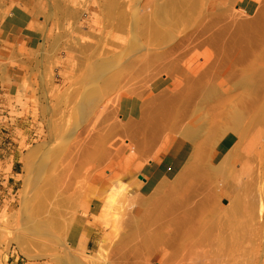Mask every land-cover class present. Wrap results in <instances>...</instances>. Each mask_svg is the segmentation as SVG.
Segmentation results:
<instances>
[{"label": "bare ground", "instance_id": "obj_1", "mask_svg": "<svg viewBox=\"0 0 264 264\" xmlns=\"http://www.w3.org/2000/svg\"><path fill=\"white\" fill-rule=\"evenodd\" d=\"M11 1H20L23 9H16V14L4 13L0 34L4 31L8 36H25L21 44L33 38L32 55L47 41L46 30L34 27V16L42 15L47 23L59 13L61 17L48 31L57 33L52 49L58 50L64 39V55L74 54L78 71L86 70L88 78H66L68 87L55 97L63 107L60 120L67 117L71 107L74 114H88L100 102L104 90L102 111L111 108L123 112V120H141L142 137L146 139L141 144L134 137L126 138L123 132L106 136L96 131L92 135L83 129L72 141V129L68 133L61 122H47L45 127L38 124L41 128L36 127L34 132L44 141L22 160V170L30 175L32 188L30 191L28 184L20 192L15 218L22 232L14 236L16 248L27 258L23 251L27 244L52 252V264H92V256H72L68 237L54 233H85L87 229L81 224L87 222L90 213L79 202V216L66 212L72 195L62 188L68 173L62 170L61 161L66 154L84 157L91 153L93 171L84 170L74 181L73 195L78 199L82 189L91 188L90 183L105 184L107 152L120 155L137 151L156 156V162L170 154L176 157L175 168L179 170L171 176L172 184L166 190L168 179L161 177L164 172L158 163L147 168L146 173L151 174L148 177L129 172L135 178H131L134 188L128 194L139 197L142 205L134 217L138 223L132 264L249 261L256 250L257 236L264 231V161L258 162L259 171L252 176L251 156L252 147L264 136V17L254 30L247 26L249 22H237V12L231 9L221 12L217 20L216 6L220 5L213 0L206 4L202 0H138L135 5L105 0L102 8L108 22L98 28V36L118 35L117 39L124 42L108 38L107 45L98 46L74 33L95 37L93 32L84 33L75 26L86 16L85 4L75 2V7H70L71 0H46V5L44 0H26V4L36 1V11L32 12L23 7L24 0ZM69 19L73 23L68 28ZM198 21L197 29L177 38L184 24ZM61 58L59 53L51 55V64H59ZM0 67L3 70V65ZM58 69L48 80L51 87L55 77L65 79ZM15 91L18 100H26L31 108L34 103L39 107L35 90L20 87ZM38 92L47 98L46 93ZM35 149L40 150V156L29 165ZM47 164L51 169L57 167L54 173L46 172ZM253 185L258 200H245L243 194L248 195ZM223 198L229 201L225 206L220 203ZM101 203L102 219L109 205L105 200ZM146 204L152 205V211L143 209ZM243 230L246 233L240 236ZM91 235L84 245L87 249L94 238ZM58 248L66 253L64 258Z\"/></svg>", "mask_w": 264, "mask_h": 264}, {"label": "rangeland", "instance_id": "obj_2", "mask_svg": "<svg viewBox=\"0 0 264 264\" xmlns=\"http://www.w3.org/2000/svg\"><path fill=\"white\" fill-rule=\"evenodd\" d=\"M51 1L54 3L53 0ZM202 1L204 4L207 3V0ZM213 1H216L220 5L216 6L217 13H219L217 20L222 17L221 12H224L226 9H231L232 12H237V22H249L250 25L247 26L250 29L255 27L254 30H256L261 22V17H264L263 13L258 14L259 11H264V0ZM23 2L26 4V0L21 1V3ZM75 2L87 6L85 16L87 19L84 17L79 21L75 25L76 29L81 28L84 33L91 31L95 37L90 38L76 31L74 33L77 36L85 39L86 42L88 41L98 46H104L108 42V38L113 39V42H124L120 38L117 39L116 36L118 35H103L104 37L102 39L98 36V31L108 22V19L105 18L106 12L102 8L105 0H71L68 6L75 7ZM119 2L127 5H135L138 3V0H119ZM18 3L20 1H0V23H4V19L2 18L4 13L11 12V14H16V9L22 11L23 8ZM44 3L46 5V0H44ZM35 5L36 1L26 4L23 7L33 12L36 11L34 10ZM60 17L61 15L56 13L55 18L46 23L43 21L42 15L34 16V27L43 32L46 30L47 41L42 47L35 50L32 55L30 53L32 51L31 47L33 44L31 42H33V38H30L29 42L24 41L21 44V41L25 40V36L20 37L16 33L9 34L8 36L6 33L4 35V31L0 34V64L3 65V70H1L2 66L0 67V264H52L51 257L54 253L49 251L44 252V250L35 245L27 244L23 249L29 255V258H27L16 248L13 241L14 236L18 233L20 235L22 232V228L20 230V226L17 225L15 218L16 211L20 207V192L26 187L28 188V184L30 191L32 188V182L29 183L28 181L30 175L22 170V160L28 151L44 141L43 138H39L36 132H34L36 127H45L47 122L56 123L57 125L61 122L62 126L66 129L65 131L68 133L72 129V141L78 135L81 136L80 132L86 129L92 135H96V131H99L101 134H106V136L110 133L121 134L123 132L126 138L134 137L139 140V143H146V139L142 137L141 120H123V112H114L115 110L111 108L102 111L104 104L101 106V102L106 99L104 90H102L100 102L96 103L88 114L85 116L80 115L79 112H75L74 114L73 107H71L66 114L67 117L64 120H60L59 112L63 107L57 104L58 101L55 97L63 93L65 88L68 87L66 86V82L68 81L66 78H72L70 77L72 75L74 77L71 81L81 80L85 77L88 78L84 68L80 72L78 71V60H75L74 54L68 53V55H64V39L61 40L58 50L52 49V43L57 33H48V31L54 25L55 19ZM257 17L260 18L257 19ZM11 18L12 15L8 16V19ZM15 22L16 24L19 23L18 20H15ZM68 22L69 25L67 27L69 28L73 20L69 19ZM199 25V21L184 24L181 27L182 33L177 38L180 39L182 34L194 31ZM255 40H258L257 36ZM173 43H175V40L171 44ZM58 53L62 57L59 61L60 63L51 64V55H57ZM58 68L64 72L65 79L63 81V78L55 77L54 85L51 87L48 80L52 75L57 73ZM7 78L10 80L9 83L6 82ZM20 87H24L27 90H35L40 108L37 106V103H34L31 108L26 100H18L15 90H18ZM38 91L46 93L47 98L42 97ZM231 95L236 96L238 94ZM40 117H44V121ZM138 135L139 137H137ZM39 151L34 150V153L29 157V165L33 164L37 157L40 156ZM90 154L84 157L66 154L61 161L62 170L68 173L66 176L69 175V184L66 186L65 176L62 182L64 183L62 188L66 189L67 195H72L66 204V212L73 213L77 217L82 211H79V209L77 211L76 203L79 202V205H84L90 213L87 216V222L81 224V226L86 227L87 231L82 234L77 231H71V236L68 232L58 231L54 233L58 237H68V248L72 256L76 255L80 257L83 253L86 256H92V264H132L134 261L133 251L136 241L135 228L138 223L134 217H136L137 209L142 205L141 200L138 199L139 197H135L134 195L132 197L130 193L128 194L134 188L131 178H135L129 172L146 175L148 177L151 174L146 173L147 168L154 165V162L158 163L161 166L160 169L164 172L161 177L168 179L165 187L166 190L168 189V185L172 184L171 176L179 170L175 168L177 162L176 157L169 154L156 162V156L154 157L152 154L146 152H122L120 155H114L112 151L107 152L104 162H109V165L104 167L105 184L102 186V184L90 183L91 188H86L88 190L82 189V195L76 199L73 195L74 181L80 178L84 170L88 169L89 171H93L95 166V162ZM251 156H253L252 166L254 167L252 176H256V172L259 171L258 162L262 161L263 163L264 161V136L259 138V144L257 146L252 147ZM45 169L48 174H51L55 172L57 167L51 169L50 165L47 164ZM261 170V184L264 189V168ZM240 187H242L241 182H239ZM243 195L245 200H258L255 185L251 187L248 195L245 193ZM103 200L107 202L109 208L107 214L101 219L100 210L101 205H103L101 201ZM220 203L225 206L229 201L227 198H223ZM143 209L147 212L152 211V205L146 204ZM22 222L25 226L23 219ZM255 228L254 231H256ZM245 230L240 233V236L246 233ZM91 232V237L94 238L91 239L87 249L84 245L88 234ZM257 237L255 241L256 250L252 256H249V261H243L241 264H264V231L260 232ZM57 252H59L61 257H65L66 253L61 251V249L59 250L58 248ZM258 255L259 259H257Z\"/></svg>", "mask_w": 264, "mask_h": 264}]
</instances>
